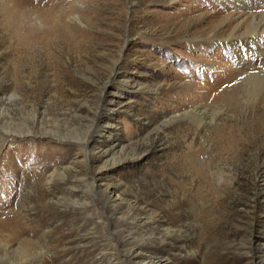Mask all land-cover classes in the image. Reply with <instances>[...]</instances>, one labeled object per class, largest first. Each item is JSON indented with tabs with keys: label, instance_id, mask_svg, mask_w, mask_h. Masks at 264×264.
<instances>
[{
	"label": "rangeland",
	"instance_id": "1",
	"mask_svg": "<svg viewBox=\"0 0 264 264\" xmlns=\"http://www.w3.org/2000/svg\"><path fill=\"white\" fill-rule=\"evenodd\" d=\"M239 14L0 0V264H264V67L220 44Z\"/></svg>",
	"mask_w": 264,
	"mask_h": 264
},
{
	"label": "bare ground",
	"instance_id": "2",
	"mask_svg": "<svg viewBox=\"0 0 264 264\" xmlns=\"http://www.w3.org/2000/svg\"><path fill=\"white\" fill-rule=\"evenodd\" d=\"M234 1L240 8L238 22L249 20L251 25H249L243 32H240V25L234 27L224 39H220L222 40L220 44H222V47L225 49V51L233 54L234 58L238 60L241 66L248 64L249 60L251 59L253 62L252 64L262 63V66L264 67V26L260 25V23H253L258 21H254L257 17L264 16V0ZM254 75H257V73L247 74L244 76V79L250 80L252 77H254ZM108 191L110 194L114 192L112 190ZM115 199L116 198L113 200ZM141 255L142 252L140 247L133 245L128 248L124 252L123 257L119 259L127 261L129 264H158L157 262L153 261H145V263L144 260L141 259ZM44 264L50 263L45 261Z\"/></svg>",
	"mask_w": 264,
	"mask_h": 264
}]
</instances>
